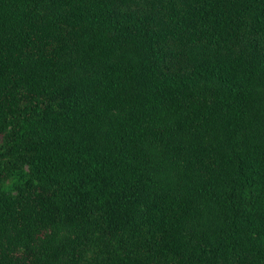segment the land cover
<instances>
[{"label": "trees", "instance_id": "16d2710c", "mask_svg": "<svg viewBox=\"0 0 264 264\" xmlns=\"http://www.w3.org/2000/svg\"><path fill=\"white\" fill-rule=\"evenodd\" d=\"M0 264H264V0H0Z\"/></svg>", "mask_w": 264, "mask_h": 264}]
</instances>
